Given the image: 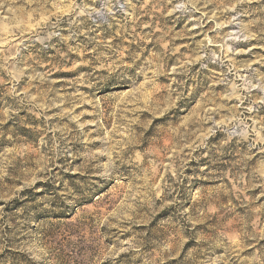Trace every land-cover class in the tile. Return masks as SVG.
<instances>
[{
    "label": "rangeland",
    "instance_id": "obj_1",
    "mask_svg": "<svg viewBox=\"0 0 264 264\" xmlns=\"http://www.w3.org/2000/svg\"><path fill=\"white\" fill-rule=\"evenodd\" d=\"M0 264H264V0H0Z\"/></svg>",
    "mask_w": 264,
    "mask_h": 264
}]
</instances>
